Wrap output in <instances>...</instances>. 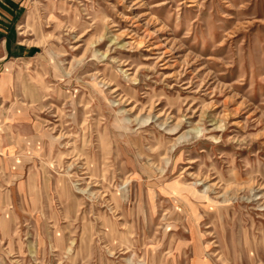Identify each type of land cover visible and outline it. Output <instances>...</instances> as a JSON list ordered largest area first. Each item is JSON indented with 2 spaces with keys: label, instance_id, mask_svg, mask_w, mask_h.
<instances>
[{
  "label": "rangeland",
  "instance_id": "rangeland-1",
  "mask_svg": "<svg viewBox=\"0 0 264 264\" xmlns=\"http://www.w3.org/2000/svg\"><path fill=\"white\" fill-rule=\"evenodd\" d=\"M24 1L0 264H264V0Z\"/></svg>",
  "mask_w": 264,
  "mask_h": 264
},
{
  "label": "crops",
  "instance_id": "crops-1",
  "mask_svg": "<svg viewBox=\"0 0 264 264\" xmlns=\"http://www.w3.org/2000/svg\"><path fill=\"white\" fill-rule=\"evenodd\" d=\"M24 2L0 0V107L11 80V77L5 74L6 66L28 58L35 47L26 44L27 40L19 32L18 22Z\"/></svg>",
  "mask_w": 264,
  "mask_h": 264
},
{
  "label": "bare ground",
  "instance_id": "bare-ground-1",
  "mask_svg": "<svg viewBox=\"0 0 264 264\" xmlns=\"http://www.w3.org/2000/svg\"><path fill=\"white\" fill-rule=\"evenodd\" d=\"M127 76V75H126ZM150 144V143H149ZM234 173V172H233ZM217 178V177H216ZM238 178V177H237ZM48 179V178H47ZM218 179V178H217ZM48 181V180H47ZM46 186V185H45ZM47 188V187H46ZM48 189V188H47ZM41 192V191H40ZM46 195H47V193H46ZM227 257V256H226ZM203 262L202 261H200V262H197V264H202Z\"/></svg>",
  "mask_w": 264,
  "mask_h": 264
}]
</instances>
